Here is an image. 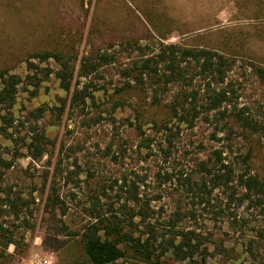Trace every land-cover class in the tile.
Masks as SVG:
<instances>
[{
	"label": "rangeland",
	"instance_id": "1",
	"mask_svg": "<svg viewBox=\"0 0 264 264\" xmlns=\"http://www.w3.org/2000/svg\"><path fill=\"white\" fill-rule=\"evenodd\" d=\"M136 41L149 55L158 52L161 42L227 51L236 60L229 78L237 79L242 86L241 101L253 109L260 107L259 115L264 119V85L248 68L250 62L264 65V0H0V71L7 68L22 78L9 112L13 126L6 135L0 132V153L13 161V166L4 171L1 186L20 193L27 205L24 211L32 212L26 218L31 226L24 227L0 210L4 215L0 221L14 225L18 241L17 247L8 248L11 264H86L75 233L90 220L83 211L89 193L123 177L136 178V174L143 176L141 189L152 214L150 223L158 232L167 233L168 221L179 217L176 229L193 231L188 236L198 245L197 250L185 248L184 253L169 248L161 257L167 264H179L182 254L185 261L198 264H264V237L256 232L264 226V208L248 202L240 204L241 192L234 194L225 187L214 189L208 202L199 203V198L177 180L181 173H190L196 159H205L219 147L210 139L212 126L201 120L192 129L181 126L166 157L152 121L169 116L151 101L155 93L167 101L169 89L174 88L155 91L157 86L148 84L143 94L114 93L123 81L120 69L141 56ZM91 49L107 52L115 60L87 79L74 77V83L91 80L104 88L94 92L85 113L66 108L57 121L55 107L71 94L60 88L54 75L58 63L53 58L38 61L30 58V53L62 54L76 71L82 55ZM27 59L37 65L32 81H38V86L26 78L31 74ZM116 102L121 106L115 109ZM134 105H143L142 120L135 118L131 109ZM39 107L43 112L37 118L34 111ZM127 121L139 124L143 134ZM32 129L41 130L54 142L45 146V154L37 161L30 158L26 148ZM147 137L153 139L150 149L144 146ZM60 146L67 154L62 156L61 169L74 170L71 163L75 159L85 169L78 187L63 179L56 183L67 207L65 215L46 204ZM237 147L238 152L230 158L237 160L240 150L245 153L252 149V167L264 176V136H256L250 143L244 139ZM167 175L171 177L165 178ZM107 191L114 197L115 191ZM125 230L138 234V230ZM108 239L126 253L133 252L117 236ZM180 239L178 236L175 242ZM118 264L144 263L126 259Z\"/></svg>",
	"mask_w": 264,
	"mask_h": 264
},
{
	"label": "trees",
	"instance_id": "2",
	"mask_svg": "<svg viewBox=\"0 0 264 264\" xmlns=\"http://www.w3.org/2000/svg\"><path fill=\"white\" fill-rule=\"evenodd\" d=\"M136 48L141 53L138 59H132L128 65L123 66L119 75L123 81L121 85L114 88L116 95L135 92L143 94V89L149 84H155L158 90H171L167 101H163L156 93L152 96L151 104L162 107L169 118L167 120H153V129L159 133L161 141L160 150L166 157L170 156V148L173 147V138L179 134L181 126L192 129L196 122L201 120L212 126L210 139L217 142L219 147L211 150L205 159H196L194 168L190 173L183 175L177 180L193 196L199 198V203L208 202L209 194L216 188L225 187L234 194L241 192L239 203L248 202L254 206L264 208V176L252 167V149L245 153L240 150L237 160L230 155L238 152L237 144L247 140L248 143L256 136H264V119L259 115V108L241 101L242 86L237 79H230L229 73L235 66V58L226 51H218L211 48L183 47L179 44H159L158 52L149 55L144 46L138 41ZM97 51V50H96ZM96 53L94 49L85 52L80 61L78 69L69 59L62 54L39 51L31 52L30 58L38 61H46L53 58L59 65L54 75L59 82L60 88L66 93L70 92L68 100H62L55 107V119L59 121L62 114L68 108L71 112L85 113L88 101L94 99V92L104 88L96 85L91 80L74 83V77L89 78L99 71L104 64L114 62L115 57L107 52ZM29 58V59H30ZM27 59L29 73L27 79H31L34 86H38L36 79L37 65ZM250 74L264 85V65L258 62H250ZM50 74V70H47ZM0 132L7 134V129L13 126V120L9 114L15 103L19 85L22 78L16 73H10L7 68L0 71ZM141 99V95L138 96ZM163 102V105H162ZM117 102L114 108H119ZM137 120H142L143 105L131 106ZM6 111L7 113H2ZM35 116L41 117L43 108L35 109ZM128 126H133L141 134L140 125L127 121ZM144 146L151 147L153 139L147 137ZM54 145V142L44 132L32 129L29 142L26 145L32 160H40L45 154V146ZM162 144H164L162 146ZM143 145V142L141 143ZM16 152L13 157H15ZM67 154L62 146L59 147V159L57 166L51 173V185L47 194L46 204L61 215L66 214L67 207L60 198L57 181L63 179L65 183L80 186V174L85 169L75 159L71 165L74 170L61 169L62 156ZM240 165V166H239ZM13 166V161L7 160L0 153V210L7 212L14 221L19 220V225L30 227L27 216L31 211H24L26 201L20 193L10 187H2L4 171ZM240 168H239V167ZM89 174V173H87ZM89 176H91L89 174ZM47 177V175H46ZM136 178L123 177L114 183L101 185L98 189L89 193L83 211L90 220L85 223L79 236L81 252L86 259V264H118L126 259L135 260L144 264H167L162 260L169 248L174 252H182L187 249L197 250L198 245L191 242L193 231H181L176 229V221L169 220V231L158 232L156 227L150 223L152 217L149 211L148 201L143 199L142 189L143 176L135 175ZM167 175L165 178H170ZM115 191L114 197H110L108 191ZM74 198V194L72 193ZM27 206V205H26ZM27 209V208H26ZM25 209V210H26ZM9 210V211H8ZM4 216V215H0ZM138 220V221H136ZM124 222V225L121 223ZM141 225L142 229H137ZM14 225L0 221V264H11L12 253L8 251L10 245L18 246L15 239ZM144 227V229H143ZM138 230L137 236L133 231ZM260 237H264V226L256 231ZM117 236L119 242L129 245L133 249L131 254L126 253L119 247L117 242L108 239V236ZM181 237L178 242L175 239ZM160 249L159 253H155ZM251 255L254 254L251 252ZM185 255L179 257V264H198L195 261H185ZM77 264H85L79 261Z\"/></svg>",
	"mask_w": 264,
	"mask_h": 264
}]
</instances>
